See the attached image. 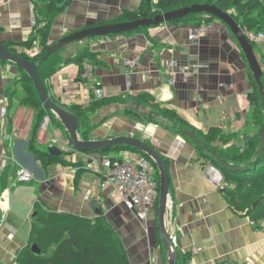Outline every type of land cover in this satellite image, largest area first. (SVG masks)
<instances>
[{"label": "crops", "instance_id": "obj_1", "mask_svg": "<svg viewBox=\"0 0 264 264\" xmlns=\"http://www.w3.org/2000/svg\"><path fill=\"white\" fill-rule=\"evenodd\" d=\"M38 2L42 0H0L1 43L25 42L32 37ZM141 3L142 0H72L55 18L49 42L54 44L92 23L112 20L125 10H138ZM191 26L192 23H165L65 46L61 55L70 62L50 78L48 92L66 109L72 105L88 106L93 100L95 80L100 79L104 97L125 99L93 114L92 120L99 126L92 132L91 140L133 135L151 142L171 160L169 216L174 217L176 247L184 258L181 264H264V218L256 222L230 207L222 192L220 169L201 158L181 134L153 122L132 120L124 113L130 108L150 110L148 105L133 100L138 94L149 93L205 133L211 127H220L241 140L245 130L256 132L252 123L247 124L251 83L248 63L236 37L220 22L198 43H192L188 38ZM85 49L97 52L100 62L86 60L82 75L85 80H78L79 66L72 59ZM36 51L37 46L28 52ZM135 55L141 56V64L128 77L125 61ZM171 58L183 65L202 63L208 67L188 80L178 76L177 83L170 85L163 71ZM19 77L18 65L0 61V264L12 263L27 245L35 206L40 200L51 210L90 218L103 211L123 239L132 264H168L167 253L156 242L154 215L148 223L140 222L133 211L117 201L111 187L103 188L97 161L101 157L74 150L65 126L51 122L47 130L40 128L36 145L44 151L57 146L65 160L83 163L85 171L78 185L77 167L58 163L43 169L35 159L29 142L36 113L23 104L26 94ZM6 103L8 109L3 116L1 108ZM118 156L134 159L140 154L123 150ZM20 164L34 174L32 181L16 182Z\"/></svg>", "mask_w": 264, "mask_h": 264}, {"label": "trees", "instance_id": "obj_2", "mask_svg": "<svg viewBox=\"0 0 264 264\" xmlns=\"http://www.w3.org/2000/svg\"><path fill=\"white\" fill-rule=\"evenodd\" d=\"M71 1L72 0H42V2H38L35 9L36 22L32 37L25 42L11 41L3 43L10 51L26 59H38V69L48 91L46 80L56 74L64 63L70 62L64 60L61 55V51L65 47L51 54H48V49L52 45V43L49 42V37L53 22L59 14L64 12ZM193 4H211L218 6L234 17L245 34L248 31L264 32V0H142L138 10H125L120 16L112 20L92 23L89 26L155 17L158 14L191 6ZM214 19L218 18L209 13L201 12L191 13L188 16L168 23L200 24L203 21H211ZM151 27L153 26L140 27L131 32L111 36L126 35L143 31ZM250 42L254 48L261 43L253 40H250ZM35 46L38 47V51L33 56L28 51ZM97 56V52L85 49L72 59L79 66L78 80H85L82 78V75L86 72L84 66L85 61L91 60L95 63H99L100 60ZM242 56L248 63L243 50ZM0 61L10 63V61L1 59ZM260 61L263 65L261 82L264 86V51L260 54ZM18 68L20 71L18 82L22 85L26 94L23 99V104L34 109L36 113L37 122L33 129L32 139L29 142L30 149L35 159L41 163L43 169H47L49 166L58 163L77 167L76 185H78L81 174L85 171L83 163L69 162L65 160L62 155H53L49 151L41 150L36 145L39 130L46 116H50L51 122H57L62 126H64V124L53 111L45 107L30 75L22 67L18 66ZM248 79L251 83V91L248 94L251 112L248 116L249 120L247 124L252 123L256 132L250 133L245 130L243 132L242 144H238L235 141V133L226 132L220 127H211L206 133L196 129L175 109L163 106L149 93L138 94L134 96L133 100L148 105L152 112H140L130 108L126 109L124 113L132 120L153 122L169 131L181 134L188 143L192 144L198 150L201 158L220 169L223 175L222 192L227 198L230 207L237 213L248 216L252 220L258 222L260 219L264 218V153L260 161L256 163L264 125V108L260 85L254 78L249 64ZM53 100L56 101L55 99ZM119 100L125 99L119 97L97 98L95 93H93V100L88 106L72 105L67 108L74 113L79 120L78 131L81 139L91 140L92 132L99 126L98 123L96 124L93 122V114L103 106L119 102ZM107 119L108 117L102 122H105ZM183 131L194 132L203 142L183 134ZM145 141L151 144V142ZM210 149H213L225 163L218 161L215 156L210 153ZM123 150L134 151L151 159L159 174L158 166L154 160L143 151L131 145L119 144L110 149L97 152L89 151L87 153L98 155L103 159L107 157L121 159L120 156L111 155V153L112 151H117L119 153ZM158 152L167 165L171 189V160L161 154L159 150ZM157 178L160 183V177ZM261 197L263 198L262 201L256 208H253V203ZM159 198L160 195L156 200L152 215H154L155 220L157 245H161L164 252L167 253L158 227ZM33 244L38 246L39 252L32 250ZM182 258L183 256L178 251V264H181L180 260ZM10 264H132V262L123 239L103 211L97 216L90 218L71 212L51 210L47 207L45 202L40 200V202L36 203L32 217V228L29 241L27 245L18 251L14 261Z\"/></svg>", "mask_w": 264, "mask_h": 264}, {"label": "water", "instance_id": "obj_3", "mask_svg": "<svg viewBox=\"0 0 264 264\" xmlns=\"http://www.w3.org/2000/svg\"><path fill=\"white\" fill-rule=\"evenodd\" d=\"M201 12L209 13L215 16L216 18H218L221 22H223L226 26H228L232 34L236 37L241 49L243 50L246 56L248 64L253 72V76L260 85V90L263 100V108H264V86L261 82V77L263 75L262 62L260 61L254 46L247 38L246 34L240 27L239 23L234 19V17L230 13L223 11L221 8H219L216 5L193 4L191 6H186L179 9L167 11L162 14H158L155 17H146L132 21L94 25L82 30L74 31L71 34L60 38L56 43L51 45V47L48 49V54H51L62 47L68 46L78 41H82L87 38L111 36L115 34H122L125 32L134 31L139 29L140 27L158 26L171 22L176 19L183 18L191 13H201ZM0 59L15 63L16 65L22 67L30 75L31 79L34 82L35 88L39 93L45 107L53 111L61 119L66 130L69 132V136L72 141V148L74 150L81 152H89V151L97 152L101 150L110 149L119 144H126V145H131L139 149L140 151H143L154 160V162L158 166V170L160 173L158 227H159L161 239L167 249L168 264H178V249L176 247V244L173 242L167 227L168 209L172 203V197L170 191V177H169L167 165L165 164V161L163 160L162 156L160 155L156 147L147 143L145 140L133 135H119L111 138L92 139V140L81 139L78 131L79 120L77 116L74 113H72L70 110L57 104L51 98L48 90L45 87L44 82L42 81L37 65L38 59H33V60L26 59L20 56L19 54L10 51L9 48H7L1 42H0ZM183 134L203 142L199 138V136L192 131H183ZM209 151L212 155L215 156V158L218 161H220L221 163H225V161L213 149H210ZM49 152L53 155H63V151L57 146H51L49 148ZM263 153H264V125L262 129L261 143H260L259 154L256 163L260 161V159L263 156ZM262 199L263 198L261 197L258 200H256L253 203V208H256L259 205V203L262 201ZM32 250L35 252L40 251L36 244L32 245Z\"/></svg>", "mask_w": 264, "mask_h": 264}, {"label": "built area", "instance_id": "obj_4", "mask_svg": "<svg viewBox=\"0 0 264 264\" xmlns=\"http://www.w3.org/2000/svg\"><path fill=\"white\" fill-rule=\"evenodd\" d=\"M221 21L214 19L211 21H203L200 24H192L188 38L192 43H198L210 30L215 28ZM246 36L249 40L264 42V32L248 31ZM37 52V51H36ZM34 52L31 55H35ZM141 64V56L135 55L125 61L126 75L129 77L130 72ZM208 66L202 63H195L191 66L181 64L176 58L169 59L165 64L163 74L167 77L170 85H175L178 76H182L184 80L197 75L202 69ZM47 84L50 78L46 80ZM128 84L130 81L128 80ZM220 86H225L220 83ZM233 85H229L232 87ZM94 93L97 98L105 95L103 82L96 79L94 83ZM8 103L1 108V114L7 113ZM51 124L50 116H46L42 122L41 129L47 130ZM99 169L103 175L102 187H111L116 196L117 201L123 203L129 210L135 213L137 219L142 223H148L154 212L156 200L160 195V183L156 176V168L151 159L140 155L134 159L129 158H100L97 160ZM34 174L24 165L20 164L17 173L16 182L32 181ZM172 204L169 206L167 214L168 230L173 242L176 244V234L173 230L174 217L169 216ZM146 230L147 227H146ZM217 264H231L228 262H219Z\"/></svg>", "mask_w": 264, "mask_h": 264}, {"label": "rangeland", "instance_id": "obj_5", "mask_svg": "<svg viewBox=\"0 0 264 264\" xmlns=\"http://www.w3.org/2000/svg\"><path fill=\"white\" fill-rule=\"evenodd\" d=\"M255 51H256V53L258 54V57H259V59H260V54H261L262 51H264V45H261V44L259 45V44H258V45L256 46V48H255ZM138 111H140V112H149V111L152 112L151 110L144 111V110H142V109H141V110H138ZM148 114H149V113H148ZM154 114H155V113H154ZM160 126H161V125H160ZM236 137H237V136H236ZM235 141H236L238 144H242V142H243V137L241 138V140H237V138H235ZM71 149H72V148H71ZM111 155H116V156H117V155H118V152H117V151H112ZM155 174H156L157 177H160V173L158 174L157 171H156ZM169 214H170V210H169ZM167 225H168V222H167ZM167 227H168V226H167Z\"/></svg>", "mask_w": 264, "mask_h": 264}]
</instances>
